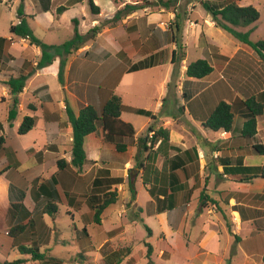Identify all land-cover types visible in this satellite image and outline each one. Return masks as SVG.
Masks as SVG:
<instances>
[{
  "label": "crops",
  "instance_id": "1",
  "mask_svg": "<svg viewBox=\"0 0 264 264\" xmlns=\"http://www.w3.org/2000/svg\"><path fill=\"white\" fill-rule=\"evenodd\" d=\"M56 1L51 0L49 11L43 12L44 3L40 0H0V22L6 12L5 8L9 9L10 15L4 31L7 34L0 33V39L5 40H0V103H4L7 114L11 97L4 82L20 74H31L22 93L18 95V115L26 107L33 114L31 117H34L35 125L22 136L31 137L36 128L48 135L46 143L37 147L38 149L34 142L26 148L16 147L10 142L6 132L10 128H18L25 116L19 120L17 115L12 128L6 121V115L0 121V136L5 139L3 147L0 148V171L10 166L17 168L27 164L33 166V170L39 167L42 178L34 176V173L26 176L27 178H21L27 184L22 190H26L34 179L41 183L55 176L61 199L65 202L63 206L66 208V215L70 216L72 222L77 218L82 228L84 224L81 215L88 213L84 202L97 172L107 170L110 178H122V184L112 187L118 194L116 203L103 212L99 224L85 226L89 238L84 250L89 253L94 249L99 254L108 242L107 238L117 236L119 229L123 235L125 227L111 221V208L119 205L115 211L117 216L122 219L124 213H131L128 216L131 227L136 221L145 222L144 218L158 219L162 231L155 247L145 244L150 256L157 250V259H165L167 262L176 253V247L170 240L183 238L186 264H264V153L259 154L255 150H264V113L257 118L256 134L253 138H243L240 134L246 113L243 102L255 97L258 103L264 104V62L248 46L237 42L216 27L211 15L203 8L204 1L236 3L240 7L252 6L260 11V19V8L264 2L258 4L257 1L254 5L253 0H200L197 3L195 0H174L168 9H151L149 6L139 9L119 21L116 26L103 27L91 43H85L66 57L63 83L58 82L63 95L58 101L51 94L48 84L40 83L28 88V83L47 73L57 78L59 59L44 69L34 71L40 50L29 45L27 40L13 39L9 31L11 25L21 20L17 14L20 5L29 27L39 17H49L52 28L45 29L51 32L58 20V7L62 6L66 10L81 6L84 2L83 0L75 4L74 0H69L68 5L59 6ZM132 1L134 0H125L126 3H133ZM93 2L100 13L93 15L90 28L111 20L118 9L110 0L106 3L107 11L96 0ZM55 6L57 8L53 13ZM14 11L17 23L13 19ZM176 15L180 17L179 22L182 25L180 44L185 59L172 63L173 53L177 57L180 52L171 38L174 30L171 24ZM82 21H85L84 17ZM255 28L254 23L247 28L235 29L242 33L253 29L251 36ZM0 31L3 30L0 28ZM100 39L105 44L103 47L107 46L110 51L95 47ZM44 43L54 45L48 41ZM19 44L22 47L16 46L19 48L16 50L14 47ZM189 49L196 53V57L190 61ZM4 56H9L6 66L2 61ZM122 57L127 59L125 63H129V66L117 70V64L123 61ZM199 59L206 60L212 66V73L199 80L187 78V65ZM131 66L138 68L131 72ZM144 74L151 77L144 79ZM152 87L156 88L157 95L150 90ZM112 94L121 99L120 118L123 122L133 126V120H140L137 117L145 119L141 120L144 122L141 134L133 126V138L108 137L106 140L99 127L96 133L85 139L87 161L81 170L69 168L59 172L55 166L46 169V163L58 159L69 162L71 159L72 128L67 121L66 107L75 114L87 106L101 110ZM26 95H30L33 100L23 103L21 98ZM220 102L232 106L234 121L231 132H213L204 125ZM139 110L150 112L155 119L139 115ZM150 126L169 132L168 144H164L159 150V142L148 150L140 142L144 138V128ZM117 146L125 147V150L118 152ZM146 147L149 148L150 144ZM139 163L149 165L152 169L153 176L151 181L148 179L147 185L143 184L146 175L142 167H137ZM132 170L139 173L137 177H130ZM243 178L251 179L240 181ZM130 183L135 191L133 201L129 190ZM151 185L155 197L148 192ZM63 194L74 197L81 203V207L76 210L67 205ZM202 197L205 203L203 207L200 206ZM155 198L164 200L173 207L156 213ZM9 208L10 205L0 216V237L14 225ZM37 213L41 214V210ZM59 213L60 207L56 215ZM32 218L34 220L33 216ZM104 222H110V229L107 231L104 229ZM91 225L99 228L98 243L92 229L89 233L88 227L90 229ZM36 240L41 250L37 237ZM127 244L129 245L113 250L130 249V254L122 263L136 264L141 253L146 255V251L144 253L142 250L133 254L132 243ZM7 249L12 248H8L0 239V253L6 254ZM77 249L80 253L78 243ZM46 252L49 250L44 253Z\"/></svg>",
  "mask_w": 264,
  "mask_h": 264
},
{
  "label": "trees",
  "instance_id": "2",
  "mask_svg": "<svg viewBox=\"0 0 264 264\" xmlns=\"http://www.w3.org/2000/svg\"><path fill=\"white\" fill-rule=\"evenodd\" d=\"M43 4V12H47L50 9L51 0H40ZM83 0H74V3H80ZM115 4L118 9L110 20L111 25L116 24L128 15L144 7H157L168 9L173 5L174 0H134L133 3H126L125 0H110ZM88 7L92 15H98L100 13L99 8L94 4L93 0H87ZM203 8L211 15L212 21L216 27L228 33L237 42L248 46L258 56L260 61L264 62V40L252 42L250 34L253 29L242 33L238 32L235 28H247L256 23L259 20L260 14L252 6L240 7L236 3H209L204 1ZM64 7H58L56 12L60 14L64 11ZM17 14L21 17V20L17 24L10 26V34L13 39L27 40L29 45L35 46L40 50V56L34 67L35 70H41L50 66L56 59H59V70L57 79L60 84L63 83V70L66 64V57L71 55L80 49L88 40H93L95 36L100 32V26L97 25L89 30L87 35L80 34L78 30V20L74 19L73 22V36L71 39L63 42L59 45H48L37 39L31 28L29 27L26 16H24L22 5L19 6ZM180 17L175 16L174 22L171 27L174 29L172 34V42L177 46L180 51L176 57L173 53L172 63L180 62L185 59V53L183 47L180 44L182 25L179 22ZM2 42L5 40L0 39ZM176 60V61H175ZM138 66H131L129 71H136ZM213 71L212 66L206 60H196L187 65L185 70V76L192 79H203L210 75ZM31 74H20L17 77H10L4 82V85L8 88V94L11 97L10 107L7 112V123L10 127L13 126L18 115L19 100L18 95L22 93L25 88L26 81ZM245 107V121L241 128V136L243 138H253L256 134L257 118L264 113V104L257 102V98L253 97L247 99L242 104ZM30 109L31 108L30 106ZM139 115L150 117L155 119L150 112L143 110L138 111ZM121 115V99L117 95H110L105 102L101 110H97L92 106L82 108L77 114L71 109L66 107L67 121L72 128V142H71V159L67 162L65 159H58L55 162L45 164V168L49 169L55 166L59 172L74 168L81 170L86 163V153L84 150V142L87 136L96 133L100 127L102 133L105 134L106 140L108 137H119L131 139L135 135L133 126L129 123L123 122L120 118ZM234 113L232 112V106L225 102H220L213 109L209 117L204 122L206 128L213 132H231L233 130ZM35 125V119L31 116H25L17 128V134L22 136L30 132ZM2 125L0 123V131ZM150 134V136H149ZM169 132L166 129L159 128L153 129L148 127V134L145 138H141L140 142L145 150L151 149L153 145L159 142L158 150L161 149L164 144H168ZM5 139L0 136V148L3 147ZM150 144L147 148L146 145ZM7 153L6 149H3ZM118 152H123L125 147L117 146ZM259 154H263L264 150L255 149ZM146 160V159H145ZM148 160V159H147ZM146 160V161H147ZM143 163V162H142ZM139 163L138 167H142L146 178L143 180V184L147 185L148 179H152V169L149 165ZM11 167V166H10ZM9 167V168H10ZM7 168L0 171V175L6 172ZM252 178V176H251ZM251 178H243L240 181H248ZM38 179H34L29 187L22 191L9 186V214L14 219V225L6 232L5 235H1L0 239L8 246V248L17 249L18 253L22 256L29 257L32 261L38 264H49L44 262L48 257L47 252L42 253L40 246L36 240V227L35 221L32 216L37 211L41 210V214L48 215L50 217L55 216L59 211V206L65 204L61 199V191L58 189L57 180L55 176H51L48 180L38 183ZM123 183L122 178H110L109 171L99 170L95 179L92 182V186L87 196L84 205L88 209V213L82 214L81 219L84 227L74 230L78 234L77 243L81 248L80 253L77 255L81 261H85L86 241H88V233L86 225L99 224L103 212L114 205L118 200V194L116 189H112L113 186ZM153 185L148 189L150 196L153 195ZM129 190L131 193V201L135 198V191L133 184H129ZM66 204L78 210L81 207V203H78L74 197H70L67 194H63ZM157 208L156 213L164 212L173 207L171 204H166L164 200L155 198ZM212 203L214 201L211 200ZM205 205L203 197L200 202V206ZM103 254L104 264H121L125 257L130 254L129 248H121L109 253ZM146 258H150L149 253ZM54 260V259H53ZM49 258L51 264H61L60 261H54ZM26 260L24 258L16 259L10 262H0V264H24ZM130 264V263H127ZM148 264H151L149 259Z\"/></svg>",
  "mask_w": 264,
  "mask_h": 264
},
{
  "label": "rangeland",
  "instance_id": "3",
  "mask_svg": "<svg viewBox=\"0 0 264 264\" xmlns=\"http://www.w3.org/2000/svg\"><path fill=\"white\" fill-rule=\"evenodd\" d=\"M68 1L69 0H57L55 3L56 5H59V6L60 5L66 6L69 4ZM96 1H97V4L104 11H107L106 3L109 0H96ZM186 1L189 2L190 0H186ZM198 1L200 0H195V3H197ZM218 1H222V0H218ZM253 1H254L253 2L254 5H256L255 3H257V1H259L258 4H260V2H264L263 0H253ZM108 4L111 5V3H108ZM263 7L264 5L261 6L260 8L262 12V16L258 20V22L255 23L256 24L255 31L249 38L252 42L264 40V8ZM56 8L57 6L54 7L53 13L55 12ZM5 9H6V12L4 13V16L0 22V28L3 30V31H0L1 34L3 33L7 34V32H4V31L6 30L7 23L10 17L9 12H8L9 9L8 8H5ZM151 9H153V7H151ZM15 11H14L13 19L15 23H17V17L15 15L16 14ZM106 13L108 15V12ZM83 17L85 18V21H82ZM48 18L39 17L35 23H30V27L33 31L34 36L37 39L43 42L48 41L54 45H59L72 38L73 26H74L72 20L74 18H77L79 20L80 33H82V35L83 34L87 35L89 30L91 29L89 26L90 25L89 23L93 19V15L90 12L87 0H84L81 6L74 7V8H67L66 10L62 11L58 15V20L55 21L56 23L53 25V29L51 30V32L46 31L45 29L47 27L52 28L51 23ZM117 24L118 22L114 24L113 26H116ZM108 25H111L110 20L100 23L99 25L100 31L102 30L103 27L108 26ZM57 26H58V29L56 28ZM91 42L92 40H88L86 43H91ZM104 45L105 44L103 42V39H100L97 42V45L95 47L99 49V48H102ZM16 46L20 48L22 47L21 44L15 45L14 48L16 50H19V48ZM105 49L110 51V49L107 46ZM195 57H196V53L192 49H189L188 51L189 61L190 59L192 60ZM121 59L123 61L121 62L119 61L120 63L117 64L118 66L117 70H120V69H123L129 66L128 65L129 63L127 64L125 63L127 59H124V57H122ZM2 61L4 65L6 66V64L9 61V56H4ZM150 77L151 76L149 74L143 75L144 79H148ZM40 83L48 84L51 94L54 97H56L57 100L60 99V97L63 95L61 91V87L58 83V79L51 73L43 74L37 80L30 81L28 83V88L35 87L36 85ZM150 90L154 92V95H157V92L155 91L156 90L155 87L150 88ZM165 94L166 93L164 92V95ZM28 100L32 101L33 98L30 95H26L21 98V101L23 103L28 102ZM6 115L7 114L5 112L4 103H0V121L5 119ZM26 115L32 116L33 114L29 112L26 107H24V109H22V111L19 112L18 119L20 120L22 117ZM62 115H64V112H62ZM137 119H140V120H133L134 122L133 126L136 128V130L138 131L140 135L142 132L141 129L144 127L143 121H145V119L143 117H137ZM6 134L9 135L8 137L10 139V142L19 148H22V147L26 148V147L32 146V143L34 142L36 143L35 148L38 149L37 147H41L44 143H46L48 139L47 138L48 135L40 132L38 128H36L33 131V133L30 135L31 137H25V136L18 135L17 128L15 127L13 129L11 128L8 129V132H6ZM147 134H148V128H144L143 133H142L144 138L147 136ZM40 172L41 170L39 167L33 170V166H31L30 164H27V165L18 166L17 168L16 167L13 168L11 166L10 169L7 168L6 172L0 175V216H2L1 213L5 209H7L9 205L8 203L9 184H12L10 186L14 187L15 189L22 190V188L23 187L25 188L27 184L25 182L26 180L25 179L22 180L21 178H27L26 176H30L32 173H34V176H37L38 178H42ZM138 174L139 173H136L134 170H132L130 177L131 178L133 176L137 177ZM118 206L119 205H115L111 208L112 210L111 212L113 213L111 221L113 224H118V223L122 224L125 227L124 233L123 235H121V231H120L121 229H119L116 234L117 236H114L112 239L108 237L107 238L108 242L102 248V252L103 251L105 253L112 252L114 249L127 246L129 245L127 243L131 242L133 254L135 253L137 254L139 250H142L144 253L146 251V255H147L149 250L146 249L145 244L150 245L154 248L156 245L159 233L162 231L158 223V219L155 217L144 218L145 222L142 223V222L136 221L134 226L131 227L130 218L128 217L131 215V213H128V214L124 213L123 218L120 219L117 216V212H115L118 210L117 209ZM59 207H60V213L56 216H52V217L48 215L43 216L37 212L33 215L34 220L36 222V226H37L36 227V237L40 241L41 252L44 253L45 250H49V252L47 253L48 257L45 258L44 262H48L49 264H51V262L48 261L49 258H51L52 260L54 259L53 262L60 261L61 264H104L103 259H102L103 254L101 253V251L99 254L95 253L94 249H91L90 253L87 252L85 254L86 256V258L84 259L85 261L83 262L81 261L80 257L77 255L78 254V249H77L78 234L74 230L73 226H75L77 229H81L82 224L79 223L77 218L72 222L70 216L66 215V208L63 206V204L60 205ZM103 226H104V229L107 231L108 229H110V222H104ZM90 227H91L90 229L88 227L89 233H91L90 231L92 229L94 238L97 240L96 242L98 243V238H99V233H100L99 228L96 225H91ZM119 235H121V237L116 239V237H118ZM95 239L93 240L94 245L96 244ZM1 241L4 242L3 240ZM170 242H172L174 246L176 247V253L170 256L169 260L166 262L165 259L163 260L157 259L156 254L158 252L157 250H154L153 255L150 256L149 258L150 261L152 260V264H186V253H185L186 250H184V247H183L184 239L183 238H180V239L172 238ZM95 247L97 249L98 244ZM146 255H143V253H141L140 255L141 258L136 264H148L149 259L144 258L146 257ZM22 257L24 258L25 256H22L21 254H19L17 249L15 248L7 249L6 254L0 253V262H5V261L10 262L16 259H20ZM26 258L27 259L24 264H38L32 261L31 259H29V257H26ZM122 264H125V263H122Z\"/></svg>",
  "mask_w": 264,
  "mask_h": 264
}]
</instances>
